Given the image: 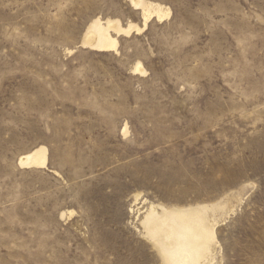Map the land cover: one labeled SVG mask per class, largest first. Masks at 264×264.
<instances>
[{"label": "rangeland", "instance_id": "rangeland-1", "mask_svg": "<svg viewBox=\"0 0 264 264\" xmlns=\"http://www.w3.org/2000/svg\"><path fill=\"white\" fill-rule=\"evenodd\" d=\"M148 1L97 52L129 0H0V264H162L137 210L218 202L217 264H264V0Z\"/></svg>", "mask_w": 264, "mask_h": 264}, {"label": "bare ground", "instance_id": "bare-ground-1", "mask_svg": "<svg viewBox=\"0 0 264 264\" xmlns=\"http://www.w3.org/2000/svg\"><path fill=\"white\" fill-rule=\"evenodd\" d=\"M129 1L140 11L143 27L133 22L123 24L119 19L95 18L86 28L81 45L97 52H118L120 37L140 34L152 19L161 22L171 15L170 8L162 4L148 0ZM134 71L146 73L140 62ZM123 132L126 134L127 130ZM19 165L25 169H46L48 149L41 146L23 155ZM225 210L220 202L187 207L150 203L137 210V219L144 238L162 264H217L220 244L216 226Z\"/></svg>", "mask_w": 264, "mask_h": 264}]
</instances>
